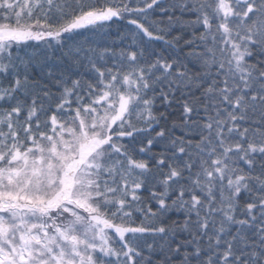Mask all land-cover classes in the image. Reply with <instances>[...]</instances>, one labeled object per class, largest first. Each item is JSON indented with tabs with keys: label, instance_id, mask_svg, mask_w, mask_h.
I'll list each match as a JSON object with an SVG mask.
<instances>
[{
	"label": "snow or ice",
	"instance_id": "1",
	"mask_svg": "<svg viewBox=\"0 0 264 264\" xmlns=\"http://www.w3.org/2000/svg\"><path fill=\"white\" fill-rule=\"evenodd\" d=\"M0 264H264V0H0Z\"/></svg>",
	"mask_w": 264,
	"mask_h": 264
},
{
	"label": "trees",
	"instance_id": "2",
	"mask_svg": "<svg viewBox=\"0 0 264 264\" xmlns=\"http://www.w3.org/2000/svg\"><path fill=\"white\" fill-rule=\"evenodd\" d=\"M117 27H118V25L113 24L112 25V31L114 32ZM89 35H91V34L89 33Z\"/></svg>",
	"mask_w": 264,
	"mask_h": 264
}]
</instances>
